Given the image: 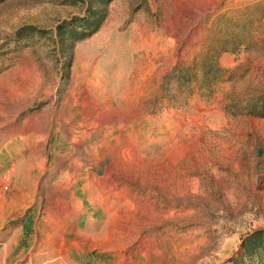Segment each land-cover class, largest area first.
<instances>
[{"label": "rangeland", "instance_id": "374dc122", "mask_svg": "<svg viewBox=\"0 0 264 264\" xmlns=\"http://www.w3.org/2000/svg\"><path fill=\"white\" fill-rule=\"evenodd\" d=\"M0 264H264V0H0Z\"/></svg>", "mask_w": 264, "mask_h": 264}, {"label": "trees", "instance_id": "16d2710c", "mask_svg": "<svg viewBox=\"0 0 264 264\" xmlns=\"http://www.w3.org/2000/svg\"><path fill=\"white\" fill-rule=\"evenodd\" d=\"M219 70H221V69H219ZM184 69H182V68H180V66H179V73H182V74H184ZM261 232H258L257 234L259 235ZM256 236V235H255Z\"/></svg>", "mask_w": 264, "mask_h": 264}, {"label": "bare ground", "instance_id": "6f19581e", "mask_svg": "<svg viewBox=\"0 0 264 264\" xmlns=\"http://www.w3.org/2000/svg\"><path fill=\"white\" fill-rule=\"evenodd\" d=\"M137 25V24H136ZM140 30V29H139ZM141 31V30H140ZM142 33V32H141ZM123 44H125V37L123 38V42H122Z\"/></svg>", "mask_w": 264, "mask_h": 264}]
</instances>
